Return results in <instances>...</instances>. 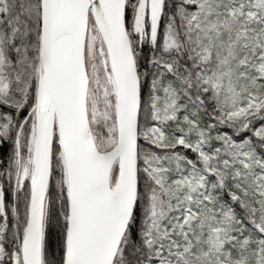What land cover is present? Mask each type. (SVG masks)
<instances>
[{
	"label": "snow or ice",
	"instance_id": "snow-or-ice-1",
	"mask_svg": "<svg viewBox=\"0 0 264 264\" xmlns=\"http://www.w3.org/2000/svg\"><path fill=\"white\" fill-rule=\"evenodd\" d=\"M0 264H264V0H0Z\"/></svg>",
	"mask_w": 264,
	"mask_h": 264
},
{
	"label": "trees",
	"instance_id": "trees-1",
	"mask_svg": "<svg viewBox=\"0 0 264 264\" xmlns=\"http://www.w3.org/2000/svg\"><path fill=\"white\" fill-rule=\"evenodd\" d=\"M55 231H56L55 224H53L51 229H50V232H55Z\"/></svg>",
	"mask_w": 264,
	"mask_h": 264
}]
</instances>
